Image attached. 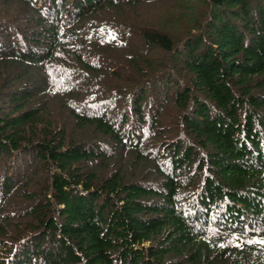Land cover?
<instances>
[{
	"label": "trees",
	"instance_id": "1",
	"mask_svg": "<svg viewBox=\"0 0 264 264\" xmlns=\"http://www.w3.org/2000/svg\"><path fill=\"white\" fill-rule=\"evenodd\" d=\"M262 240L264 0H0V264H264Z\"/></svg>",
	"mask_w": 264,
	"mask_h": 264
},
{
	"label": "rangeland",
	"instance_id": "2",
	"mask_svg": "<svg viewBox=\"0 0 264 264\" xmlns=\"http://www.w3.org/2000/svg\"><path fill=\"white\" fill-rule=\"evenodd\" d=\"M161 2L162 1H159V2H155V3H153V5H152V7H151V14H152V16L156 19V20H159V17H161V16H164V12L162 11V8L160 7L161 5H163V4H161ZM150 13H148L147 15H146V17H148V15H149ZM162 18V17H161ZM167 28H169V29H175L176 28V26L175 25H172V26H168ZM147 244V243H146Z\"/></svg>",
	"mask_w": 264,
	"mask_h": 264
},
{
	"label": "snow or ice",
	"instance_id": "3",
	"mask_svg": "<svg viewBox=\"0 0 264 264\" xmlns=\"http://www.w3.org/2000/svg\"><path fill=\"white\" fill-rule=\"evenodd\" d=\"M251 242V241H250ZM259 243H261V244H264V240H262V241H259Z\"/></svg>",
	"mask_w": 264,
	"mask_h": 264
},
{
	"label": "bare ground",
	"instance_id": "4",
	"mask_svg": "<svg viewBox=\"0 0 264 264\" xmlns=\"http://www.w3.org/2000/svg\"><path fill=\"white\" fill-rule=\"evenodd\" d=\"M185 200V199H184ZM190 201V200H189Z\"/></svg>",
	"mask_w": 264,
	"mask_h": 264
}]
</instances>
